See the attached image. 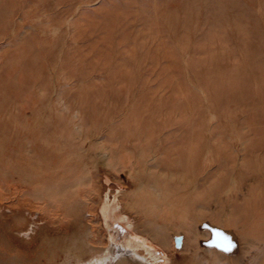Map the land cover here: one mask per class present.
<instances>
[{
  "label": "rangeland",
  "instance_id": "1",
  "mask_svg": "<svg viewBox=\"0 0 264 264\" xmlns=\"http://www.w3.org/2000/svg\"><path fill=\"white\" fill-rule=\"evenodd\" d=\"M99 259L264 264V0H0V264Z\"/></svg>",
  "mask_w": 264,
  "mask_h": 264
},
{
  "label": "bare ground",
  "instance_id": "2",
  "mask_svg": "<svg viewBox=\"0 0 264 264\" xmlns=\"http://www.w3.org/2000/svg\"><path fill=\"white\" fill-rule=\"evenodd\" d=\"M112 209H111V211L113 212V213H115V215H117V206H113V207H111ZM114 215V214H113ZM49 255H51V254H49ZM51 257V256H50ZM50 259V258H49ZM15 260V259H14ZM11 261H12V259H11ZM18 261V260H17ZM28 261V260H27ZM82 261H84V260H82ZM12 262H14V261H12ZM4 263V262H3ZM101 263H103V261L102 260H98V261H96L95 263L94 262H91V263H89V264H101ZM12 264V263H11ZM14 264V263H13Z\"/></svg>",
  "mask_w": 264,
  "mask_h": 264
}]
</instances>
